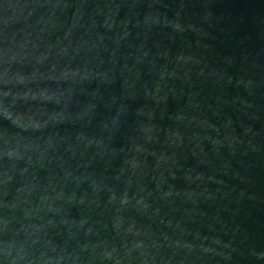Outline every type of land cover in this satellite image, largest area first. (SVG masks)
I'll use <instances>...</instances> for the list:
<instances>
[{
	"label": "clouds",
	"instance_id": "9594fccd",
	"mask_svg": "<svg viewBox=\"0 0 264 264\" xmlns=\"http://www.w3.org/2000/svg\"><path fill=\"white\" fill-rule=\"evenodd\" d=\"M191 7L0 0V264H264L229 207L264 200V59L209 63Z\"/></svg>",
	"mask_w": 264,
	"mask_h": 264
},
{
	"label": "water",
	"instance_id": "95a60500",
	"mask_svg": "<svg viewBox=\"0 0 264 264\" xmlns=\"http://www.w3.org/2000/svg\"><path fill=\"white\" fill-rule=\"evenodd\" d=\"M146 2L147 0H140L141 13L146 10ZM200 3L201 0H192V7L185 8L184 11L189 14L199 11ZM208 4L213 16L212 26L208 29L210 36L207 37L212 51L209 63L214 62L217 66L235 71V65H226L224 57H235L236 63L240 62L242 55L264 59V0H208ZM182 35L184 34L177 35L170 42L169 47L172 52L182 45ZM191 38L188 34L187 39L191 40ZM108 90L115 91L118 95L119 83L108 86ZM228 90L229 94L235 91L231 85L228 86ZM259 100L260 98L257 97V101ZM177 103L169 96L165 114L163 117L157 115L156 122L162 125L167 124V113L174 111ZM179 103H182V100ZM98 110L104 111L103 106ZM224 111L232 114L228 107H225ZM188 163H191L190 158ZM253 179L255 183L249 190L255 192L257 196H264V175L255 174ZM229 207H236L237 214L233 219L252 238L264 235V200H243L238 207L232 204ZM72 214H76L75 208L72 209ZM221 214L227 216L230 213L222 212Z\"/></svg>",
	"mask_w": 264,
	"mask_h": 264
}]
</instances>
